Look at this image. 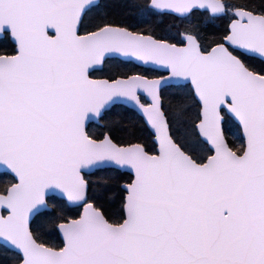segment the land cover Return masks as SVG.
<instances>
[{
    "label": "snow or ice",
    "instance_id": "1",
    "mask_svg": "<svg viewBox=\"0 0 264 264\" xmlns=\"http://www.w3.org/2000/svg\"><path fill=\"white\" fill-rule=\"evenodd\" d=\"M0 264H264V0H0Z\"/></svg>",
    "mask_w": 264,
    "mask_h": 264
}]
</instances>
